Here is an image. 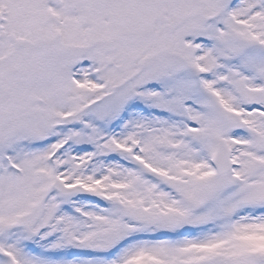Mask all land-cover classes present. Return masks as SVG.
<instances>
[{
    "label": "snow or ice",
    "instance_id": "obj_1",
    "mask_svg": "<svg viewBox=\"0 0 264 264\" xmlns=\"http://www.w3.org/2000/svg\"><path fill=\"white\" fill-rule=\"evenodd\" d=\"M0 264H264V0H0Z\"/></svg>",
    "mask_w": 264,
    "mask_h": 264
}]
</instances>
